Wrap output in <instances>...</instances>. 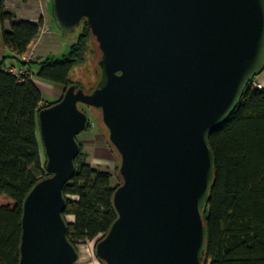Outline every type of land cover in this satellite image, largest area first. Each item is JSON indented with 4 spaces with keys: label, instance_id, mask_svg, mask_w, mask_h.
Here are the masks:
<instances>
[{
    "label": "water",
    "instance_id": "95a60500",
    "mask_svg": "<svg viewBox=\"0 0 264 264\" xmlns=\"http://www.w3.org/2000/svg\"><path fill=\"white\" fill-rule=\"evenodd\" d=\"M63 33L84 21L100 57L96 87L69 85L38 113L49 176L27 195L19 264H76L64 185L84 105L119 155L117 218L95 245L104 264H202L215 182L211 134L264 71V0H52Z\"/></svg>",
    "mask_w": 264,
    "mask_h": 264
},
{
    "label": "trees",
    "instance_id": "16d2710c",
    "mask_svg": "<svg viewBox=\"0 0 264 264\" xmlns=\"http://www.w3.org/2000/svg\"><path fill=\"white\" fill-rule=\"evenodd\" d=\"M16 18L6 8L5 0H0V50L6 47L11 52L0 58V264L20 263L24 201L32 188L49 176L38 137V113L57 101L43 103L32 75L64 85L66 90L73 84V69L85 60L87 38L95 40L83 21L82 33L66 53L60 58L47 57L37 63L36 71H31V63L21 57L39 35L43 19L33 22ZM9 60L20 63L24 73L16 76L9 72L14 66ZM210 145L216 169L210 201L203 213L209 238L202 264H264L263 88L249 83L234 113L211 134ZM81 147L75 172L63 188V216L74 217L67 231L74 245L106 235L117 218L113 196L121 184L120 178V184L112 186L110 171L87 163Z\"/></svg>",
    "mask_w": 264,
    "mask_h": 264
},
{
    "label": "rangeland",
    "instance_id": "374dc122",
    "mask_svg": "<svg viewBox=\"0 0 264 264\" xmlns=\"http://www.w3.org/2000/svg\"><path fill=\"white\" fill-rule=\"evenodd\" d=\"M50 12L53 17L51 0ZM52 31L57 33L61 40L65 42L63 43L65 44L64 46L66 48L64 50L66 52L78 39L79 34L82 33L83 26L81 24L79 27H77L76 31L72 33H63L57 28L55 22L53 21ZM63 53H58L56 57L60 58ZM84 53L86 54L85 60L73 69L71 73V79L73 84H77L86 92H90L96 87L98 83L99 68L97 67V61L100 57L98 45L95 40H92L90 37H88L86 40V48ZM36 66L34 67L35 70L37 69ZM256 82L263 84L264 89V71L256 78ZM81 108L88 113L90 124L87 130L83 131L77 136L78 141L82 146V158H84V160L94 168L110 171L112 173L111 184L112 186L117 187L120 184V177L118 175L120 159L116 151H114V149L111 147L108 140V133L101 123V112L93 108H88L84 105H81ZM38 137L41 144L44 161L46 157L40 130ZM68 198L76 199V197L73 196H68ZM66 220L67 222H73L74 217L67 215ZM101 237L102 236H99L93 241L76 243L79 251V260L76 264H103L95 255V245ZM80 249L86 250V254L84 252H80Z\"/></svg>",
    "mask_w": 264,
    "mask_h": 264
},
{
    "label": "crops",
    "instance_id": "0c3cea01",
    "mask_svg": "<svg viewBox=\"0 0 264 264\" xmlns=\"http://www.w3.org/2000/svg\"><path fill=\"white\" fill-rule=\"evenodd\" d=\"M5 6L16 15L17 20L37 22L40 18L43 19L44 24L39 35L31 42L28 50L21 57L23 61L31 63L28 65L31 67V71H36L34 67L37 65L38 68L37 63L42 62L47 57H56L58 53L67 52L64 50L66 48L64 46L65 42L61 40L57 33L52 31L53 17L50 12V0H31L28 2L5 0ZM8 26L9 23L7 22L6 27ZM10 55L11 52L6 47L1 48L0 58ZM8 63L20 68V63L14 60H9ZM32 80L42 93L43 103L58 101L65 92L64 85L43 80L35 75H32Z\"/></svg>",
    "mask_w": 264,
    "mask_h": 264
},
{
    "label": "built area",
    "instance_id": "2783aa9c",
    "mask_svg": "<svg viewBox=\"0 0 264 264\" xmlns=\"http://www.w3.org/2000/svg\"><path fill=\"white\" fill-rule=\"evenodd\" d=\"M15 67H10L9 68V72H11V73H13V74H15L16 76H18V75H20V74H22V73H24V71L22 70V69H20V68H15ZM252 83H253V85L254 86H256L257 88H263V84H261V83H257L256 82V79H254L253 81H252Z\"/></svg>",
    "mask_w": 264,
    "mask_h": 264
},
{
    "label": "bare ground",
    "instance_id": "6f19581e",
    "mask_svg": "<svg viewBox=\"0 0 264 264\" xmlns=\"http://www.w3.org/2000/svg\"><path fill=\"white\" fill-rule=\"evenodd\" d=\"M77 252H78V254H79L78 248H77ZM80 252H84V253L86 254V250H81V249H80Z\"/></svg>",
    "mask_w": 264,
    "mask_h": 264
}]
</instances>
